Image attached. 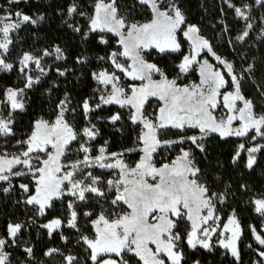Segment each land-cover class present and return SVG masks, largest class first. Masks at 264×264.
I'll return each instance as SVG.
<instances>
[{"label": "snow or ice", "instance_id": "6c2138e0", "mask_svg": "<svg viewBox=\"0 0 264 264\" xmlns=\"http://www.w3.org/2000/svg\"><path fill=\"white\" fill-rule=\"evenodd\" d=\"M20 2L9 0L10 4ZM224 3L236 18L245 21L244 30L235 37L244 42L253 28L248 5L238 7L231 0ZM255 3L264 7V0ZM136 4L150 13L149 19L141 22L121 15L117 0H95L91 13L80 11L75 3L66 10L64 24L82 40L92 38L98 45L107 46L114 38L113 47L96 57L98 69L90 73L97 85L93 98L72 106L71 96L65 92L55 103L51 119L33 120L25 137L16 139V116L27 111L28 92L49 73L44 58L67 59L59 44L40 53L22 52L17 64L23 87L0 90V194L15 193L16 204L30 213L25 221L9 222L6 236L0 235V264H12V249L34 260V248L20 239L34 226L45 230L49 240L59 235L65 247L72 240L64 230L76 234L75 244L83 248V258L71 250L65 254L58 247L43 253L45 257L61 256L62 264H81L82 259L84 264H187L185 246L190 251L208 252L218 246L240 264L242 231L235 210L226 222L217 213V205H223L227 196L212 190L196 152L206 154L205 141L212 134L221 140L234 137L241 142L232 163H238L246 153L244 167L252 170L257 164V154L264 151V143L259 142L264 141V112H257L256 102L242 90L245 79L254 81V66L248 64L237 73L234 62L218 55L199 27L188 23L177 0H136ZM75 15L87 17V30L77 25ZM43 20V15L34 18L20 10L0 11V71L14 70L8 62L14 35L23 25H37ZM223 31L228 34L229 29ZM181 36L189 46L187 52ZM228 43L235 50L232 41ZM153 51L161 55L183 53L175 64V77L170 78L167 71L145 58ZM88 62L85 56L75 58L78 65ZM33 69L39 74L33 75ZM55 71L66 76L71 70L56 67ZM191 73L198 82H180ZM257 92L264 99V87L258 86ZM152 99L159 104L148 112ZM112 105L126 109L128 122L140 129L134 147L119 152L109 151L107 140L93 147L101 133L92 116ZM78 108L85 121L79 129ZM123 119L117 111L107 122L115 125ZM173 130L174 138H166L173 136ZM187 130L193 134H186ZM161 150L176 151V155L157 163ZM133 152L139 153V158L130 165L125 155ZM57 202L60 214L49 218ZM249 203L264 217V196L253 197ZM81 216L91 234L89 227L81 225ZM40 217L46 222L38 224ZM251 230L264 248V237L254 227ZM214 236L218 237L215 241ZM256 254L259 260L253 264H264V250L257 249Z\"/></svg>", "mask_w": 264, "mask_h": 264}, {"label": "trees", "instance_id": "16d2710c", "mask_svg": "<svg viewBox=\"0 0 264 264\" xmlns=\"http://www.w3.org/2000/svg\"><path fill=\"white\" fill-rule=\"evenodd\" d=\"M95 0H28L15 7L24 13L35 18L43 15L44 20L37 25L22 27L17 36L14 37L15 44L12 46L9 60L13 62L14 70L8 74H0V90L7 86L20 87L22 82L18 71L17 58L24 51L40 53L44 48H51L59 44L67 55L66 60H55L54 57H45L44 64L48 67L49 73L41 82L28 92L30 97L27 111L16 116V139H22L30 130L31 122L43 117L51 119L54 115L53 108L58 99L63 98L68 92L72 99V106H78L85 98H91L96 88L95 82L91 79L90 73L98 69L96 60L98 55H102L110 50L114 45H98L94 39L84 41L80 34L73 33L64 24L66 10L70 4H77L80 11L91 13ZM231 2L242 7L248 5L252 9L254 28L250 31L249 37L244 42L238 43L235 37L239 35L245 23L236 18L233 9L229 8L224 0H177L178 5L185 13L188 23L195 24L200 29V34L207 38L213 46L214 51L221 57L234 62L237 73L241 72L248 64L254 66L253 79H245L242 83V90L245 96L252 98L256 104L257 112H264V99H261L257 92V87H264V36H261L260 29L264 27V7H256L254 0H231ZM117 5L121 15H128L129 19L143 22L150 18V13L136 4V0H117ZM9 0H0V11L9 7ZM75 22L83 30H87V17L75 15ZM229 29L228 34L224 33V28ZM257 37H260L257 39ZM184 51L187 52V42L183 41ZM229 40L235 45V50L229 46ZM180 54H158L152 52L146 55L147 60L156 63L159 67L167 71L170 78L175 77V64L179 62ZM77 56L89 58L85 65L75 63ZM243 57V59H242ZM70 69L66 76L57 75L55 68ZM227 78V77H226ZM189 82L188 77L185 78ZM196 79V78H194ZM51 90V95H49ZM121 112L124 119L115 125L102 123L98 125L101 135L96 143L103 144L108 141L109 151L119 152L124 149L134 147L136 135L139 127L132 126L123 111L118 107H111L106 111L100 110L98 115L111 116L115 112ZM78 119L82 123V110L78 108ZM117 129H121L117 131ZM191 135L193 132H187ZM173 136L166 138H174ZM239 139L228 138L221 140L217 135H211L206 141V154L196 152V157L204 172L207 181L213 191L224 192L227 200L223 205L218 204L217 210L223 221L226 220L230 212L235 210V216L242 229V239L239 242L241 254L240 264H251L255 257L253 250L259 249L253 241L252 230L257 232L261 229L262 220L254 211V206L249 203L253 197L264 196V151L258 154L257 164L252 170L244 167L246 156L243 155L238 163H232ZM14 143V141H13ZM137 157V156H135ZM219 178V179H218ZM247 185V189H241V185ZM230 188V190H229ZM58 203H56V207ZM23 205H17L16 201H9L3 194H0V234L6 236V228L9 222H19L24 219ZM56 211L49 213V218L58 215ZM81 216V225L83 224ZM46 222L45 218H37V223ZM89 227V226H87ZM72 241H76V234L65 229ZM89 232L91 229L89 227ZM21 241L28 240L29 246L34 248V260H30L21 250H12V264H53L43 255L47 248L58 247L67 254L69 250L73 254H79L82 258L84 252L82 247H65L59 235L49 240L47 233L43 229L32 227L30 231H25L20 237ZM251 244V248H247ZM187 264H192L199 260L200 264H236L230 254L218 246L213 247L211 252L203 249L190 251L185 246ZM62 259V258H60ZM84 261V260H83ZM56 264V263H54Z\"/></svg>", "mask_w": 264, "mask_h": 264}, {"label": "rangeland", "instance_id": "374dc122", "mask_svg": "<svg viewBox=\"0 0 264 264\" xmlns=\"http://www.w3.org/2000/svg\"><path fill=\"white\" fill-rule=\"evenodd\" d=\"M28 0H21V2L20 3H22V2H27ZM255 1V0H254ZM15 5H17V4H10V6L9 7H6V8H4V11H17L18 9L15 7ZM258 6H260V5H257L256 4V7H258ZM246 11H247V13H248V15L250 16V21L249 22H251L252 24H253V28H254V22H253V17H252V9H251V7H248L247 9H246ZM241 20V19H240ZM242 22H244L245 23V21L244 20H241ZM30 25V24H29ZM25 26H28V25H23L22 27H25ZM252 28V29H253ZM251 29V30H252ZM243 30H244V28H243ZM242 30V31H243ZM251 30H249V31H251ZM262 31H264V27L263 28H261L260 29V32H262ZM17 34H18V32L14 35V37L15 36H17ZM261 34V33H260ZM181 38H183L182 36H181ZM238 42V41H237ZM238 43H241V42H238ZM187 51H189V46H188V44H187ZM155 52V51H154ZM22 54V53H21ZM20 54V55H21ZM19 55V56H20ZM204 55H206L207 56V58L209 59V61L211 62V63H213V64H215L216 62H215V60L213 59V57L210 55V54H207L206 52L204 53ZM146 59H147V57H145ZM18 59V58H17ZM45 59V58H44ZM17 61V60H16ZM8 62H10V63H12L13 64V62H11L10 60H9V57H8ZM44 66H45V68H48L45 64H44ZM19 67V66H18ZM11 72V71H10ZM10 72H5V71H0V74H8V73H10ZM20 74V73H19ZM32 74L33 75H38L39 73L37 72V71H35V69H33V72H32ZM225 75H226V73H225ZM194 78H196V79H194ZM20 79H21V82H22V77H21V75H20ZM188 80H189V82H191V81H193V80H197V82H198V77L196 76V74L195 73H191L189 76H188ZM186 81V79L184 78V79H181V83H184ZM189 82H186V83H189ZM127 83H130L129 81H125V84H127ZM136 83H139V82H136ZM38 85V84H37ZM20 87H23V83H22V86H20ZM96 87H97V85H96ZM94 96V95H93ZM91 98H93V97H91ZM90 98V99H91ZM158 104H159V102L157 101V100H155V99H152L150 102H149V104L147 105V111L148 112H152L157 106H158ZM111 107H118V106H115V105H112V106H106V107H104V108H102V109H100V110H103V111H106V110H108L109 108H111ZM100 110H97L96 112H95V114H93V116H92V120H93V123H95L96 125H97V127H98V125L99 124H102V123H108L107 122V118L109 117V116H107V115H98L97 114V112H99ZM122 111H123V113H124V116L125 117H127V110L126 109H121ZM217 115H219V113H217ZM70 119H71V117H69ZM76 120H77V123H76V127L79 129V128H81L83 125H84V123H85V121H84V119L82 120V123H80L81 121H79V119H78V115H77V117H76ZM120 122V121H119ZM119 122H117V123H119ZM109 125H112V124H110V123H108ZM173 131H175V130H173ZM187 132H193L192 130H187ZM212 135H215V134H212ZM218 136V135H217ZM230 138H234V137H230ZM98 139V138H97ZM97 139H96V141H97ZM234 139H237V138H234ZM96 141H94L93 142V147L94 148H97V147H99L100 145H102V144H98V143H96ZM260 143H264V141H259ZM250 146V145H249ZM176 151H178V146H177V149H176ZM176 151H164V150H161V155H159V156H157L156 157V161H157V163H162V162H165V158H167V159H171L172 157H174L175 155H176ZM93 154H95V152L93 153ZM259 154V153H258ZM258 154H257V156H258ZM245 156H246V153L244 154ZM135 156H137V157H135ZM72 158H74V157H72ZM139 158V153H135V152H133V153H126V155H125V160L130 164V165H133L134 163H135V161L137 160ZM97 174H99V172H97ZM108 177L107 176H105V179H107ZM19 182H27L26 180H23V181H16V180H14V183H19ZM5 198L7 199V200H9V201H16L17 199H18V196L15 194V193H13L12 195H10V196H5ZM58 203V206L56 207V209L60 212V209H61V205H60V203L59 202H57ZM93 203H95V201H93ZM94 211H98V209H93ZM217 213L220 215V211H218L217 210ZM30 213L25 209L24 210V216H26V217H24V219H22V220H20L19 222H22V221H25L26 219H27V216L29 215ZM231 214H233V212H230L229 213V215H231ZM257 214V213H256ZM65 215H66V212H65ZM228 215V216H229ZM257 215H259V214H257ZM228 216H227V218H228ZM260 216V215H259ZM40 218H42L43 219V217H40ZM39 218V219H40ZM227 218H226V220H225V222L227 221ZM260 218H261V220H262V223H261V229H264V217H261L260 216ZM84 219V218H83ZM83 224H84V221H83ZM88 225H84V227H87ZM183 229H184V225L182 224L181 225V228H180V230H181V232H183ZM261 229H260V231L259 232H257V233H259V234H261V236L262 237H264V232H261ZM27 231V230H26ZM89 234H91V232H89ZM1 235V234H0ZM252 237H253V241H254V243L256 244V246L259 248V250H264V248H262V246H260L257 242H256V240L254 239V236H253V233H252ZM73 238H75V240H76V236L75 237H73ZM218 237H213V241H215L216 239H217ZM241 239H242V235H241ZM23 241H26L27 242V246H29V241L26 239V240H23ZM241 241V240H240ZM73 242H75V241H72V243ZM71 243V244H72ZM71 244L70 245H68L69 247H71ZM76 244L74 243V245L73 246H75ZM23 246H25V245H23L22 244V247ZM248 249H249V247H247ZM13 251L15 250V249H12ZM224 250V249H223ZM226 251V250H225ZM14 252H16V251H14ZM253 252H254V255H255V257H253L252 258V262H251V264H253V262L254 261H257V260H259V257L257 256V254H256V250H253ZM230 254V253H229ZM230 256H231V254H230ZM60 258H62L61 256H59V255H55V256H52V257H46V259H49V261L51 262V263H56V264H62V259H60ZM231 258L232 259H234L232 256H231ZM235 260V259H234ZM33 261V260H32ZM81 264H84V261H83V259L81 260ZM193 264V263H192Z\"/></svg>", "mask_w": 264, "mask_h": 264}, {"label": "crops", "instance_id": "0c3cea01", "mask_svg": "<svg viewBox=\"0 0 264 264\" xmlns=\"http://www.w3.org/2000/svg\"><path fill=\"white\" fill-rule=\"evenodd\" d=\"M241 228V227H240ZM241 231H242V229H241ZM238 245H239V242H238Z\"/></svg>", "mask_w": 264, "mask_h": 264}]
</instances>
